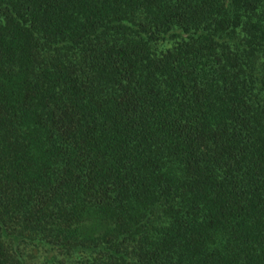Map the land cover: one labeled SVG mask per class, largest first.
<instances>
[{"label": "trees", "instance_id": "trees-1", "mask_svg": "<svg viewBox=\"0 0 264 264\" xmlns=\"http://www.w3.org/2000/svg\"><path fill=\"white\" fill-rule=\"evenodd\" d=\"M0 264H264V0H0Z\"/></svg>", "mask_w": 264, "mask_h": 264}]
</instances>
